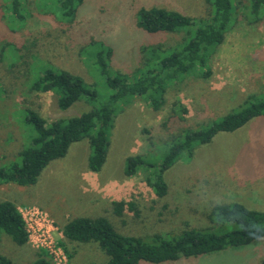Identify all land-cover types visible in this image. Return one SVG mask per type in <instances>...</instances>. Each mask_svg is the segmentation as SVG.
<instances>
[{"label":"rangeland","instance_id":"1","mask_svg":"<svg viewBox=\"0 0 264 264\" xmlns=\"http://www.w3.org/2000/svg\"><path fill=\"white\" fill-rule=\"evenodd\" d=\"M21 1L26 16L23 23L13 20L9 5L0 0V168L19 163V152L29 146L34 135L32 126L25 122L24 108L38 111L50 123L92 109L82 99L61 110L55 93L32 92L30 84L42 62L80 75L97 90L99 100H106L111 90L82 47L93 39L110 45L111 68L134 80L146 69L141 67L142 46L161 43L170 49L186 36L184 32L152 34L139 28L140 8L173 9L192 17L204 16L210 9L206 0H84L76 19L68 24L57 18L54 0ZM233 13L234 24L212 53L209 77H202L200 68L179 76L157 111L142 98L121 103L100 172L89 170L92 150L88 139H83L73 143L65 157L52 161L36 184L0 185V201L21 203L20 208L37 207L56 215L57 222L48 216L63 225L76 218L72 209L82 202V185L88 190L95 185L105 187V194L98 193L100 208L94 216L107 217L121 233L144 238L155 233L177 235L189 227H212L208 214L218 203L239 202L252 210H264V116L235 132L219 133L211 143L199 145L191 159L178 160L164 174L169 187L165 198L157 197L147 185L146 171L139 170L133 177L125 175L128 157L143 155L146 161L159 164L166 152L164 142L171 136L209 127L238 110L248 95H256V101L264 99V17L260 21L252 17L249 0H235ZM118 200L133 202L136 207L126 208L118 217L111 210ZM67 210L71 218H62ZM238 228L237 224H222L223 230ZM59 236L55 235L58 241ZM68 250L73 254L69 264L108 261L96 243L69 244ZM38 253L30 244L18 246L8 234L0 233V256L30 264ZM263 260L261 238L243 248L167 264H261Z\"/></svg>","mask_w":264,"mask_h":264},{"label":"trees","instance_id":"2","mask_svg":"<svg viewBox=\"0 0 264 264\" xmlns=\"http://www.w3.org/2000/svg\"><path fill=\"white\" fill-rule=\"evenodd\" d=\"M3 1L9 5L12 19L23 23L26 16L22 1ZM206 1L210 7L209 12L200 17L158 7H142L138 10L137 26L146 32H184L186 36L181 44L170 49L164 48L161 43L142 46L141 67L143 65L146 69L140 77L134 76V80L130 75L111 68L113 49L110 45L93 39L82 47V53L97 66L106 86L111 90L106 100H99L97 90L80 75L42 62V68L31 81L32 92L55 93L61 110L70 108L82 99H86L92 109L79 116L50 123L38 111L24 108L25 122L32 126L34 135L29 146L19 152V163L0 168V185L36 184L43 170L52 161L65 157L70 146L83 139H88L92 150L88 157L89 170L100 172L107 159L110 133L121 103L128 98H142L157 111L165 103V94L170 84L179 76L200 68L201 76L209 77L212 53L223 44L234 24L235 0ZM249 1L252 17L260 21L264 17V0ZM83 2L84 0H54V12L60 21L70 24L76 19ZM256 99V95H248L238 110L213 122L209 127L182 130L171 136L164 142L166 152L159 164L146 161L143 155L128 157L125 175L133 177L139 170L146 171L147 185L157 197L165 198L169 192L164 179L165 172L178 160L191 159L199 145L211 143L219 133L235 132L252 119L264 116V99ZM135 207L133 202L118 200L112 203V212L122 217L126 208L134 210ZM208 219L212 227H189L177 235L155 233L144 238L121 233L104 216L76 217L64 226H59L64 237L60 244L70 259L73 254L68 250L69 244L96 243L108 256L106 264H167L227 248H243L264 238V210H252L239 202L218 203L210 210ZM226 222L237 224L239 228L223 230L222 224ZM2 232L8 234L18 246L29 245L26 225L17 204L12 201H0V233ZM0 264L18 263L0 256ZM30 264L52 263L44 251H39L37 258ZM261 264H264V260Z\"/></svg>","mask_w":264,"mask_h":264},{"label":"built area","instance_id":"3","mask_svg":"<svg viewBox=\"0 0 264 264\" xmlns=\"http://www.w3.org/2000/svg\"><path fill=\"white\" fill-rule=\"evenodd\" d=\"M22 219L26 225L30 246L38 251H44L52 264H69V256L60 239H63L62 231L49 214L37 207H18ZM59 233V241L55 235Z\"/></svg>","mask_w":264,"mask_h":264},{"label":"crops","instance_id":"4","mask_svg":"<svg viewBox=\"0 0 264 264\" xmlns=\"http://www.w3.org/2000/svg\"><path fill=\"white\" fill-rule=\"evenodd\" d=\"M82 188L84 189V194H83L82 202H81L82 205L79 202L78 206H76L74 209H72V212H74L76 217H92V218H94L95 217L94 216L95 211L97 210L98 207L100 208V206H99L100 200H99L98 193L100 192V193L105 194V192L107 190L105 189V187L99 188L97 185L94 186L93 190H92V188L90 190H88V188L84 185H82ZM20 204L21 203L17 204V206H19ZM111 210H113V208ZM49 214L57 222V220L55 219V218H57V216L52 215L51 213H49ZM61 216H62V218L69 219V218H71V211H69V210L63 211ZM68 221L64 222L63 225H59L58 223L57 224L61 227V226H64Z\"/></svg>","mask_w":264,"mask_h":264}]
</instances>
